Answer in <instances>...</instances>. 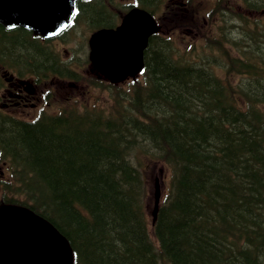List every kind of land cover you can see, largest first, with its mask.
<instances>
[{
	"label": "trees",
	"instance_id": "obj_1",
	"mask_svg": "<svg viewBox=\"0 0 264 264\" xmlns=\"http://www.w3.org/2000/svg\"><path fill=\"white\" fill-rule=\"evenodd\" d=\"M136 1L150 11L161 2ZM233 4L209 7L221 26L206 42L244 78L235 87L207 57L177 58L160 27L125 90L94 79L119 95L107 112L0 119V143L13 160V187L4 192L13 189V204L68 240L73 264H264V28ZM76 12L94 27L116 21L99 0H76ZM0 65L37 77L74 74L37 33L1 24ZM145 148L169 171L152 233L147 184L132 162Z\"/></svg>",
	"mask_w": 264,
	"mask_h": 264
},
{
	"label": "water",
	"instance_id": "obj_2",
	"mask_svg": "<svg viewBox=\"0 0 264 264\" xmlns=\"http://www.w3.org/2000/svg\"><path fill=\"white\" fill-rule=\"evenodd\" d=\"M73 0H0V23L23 26L49 37L59 32ZM154 18L132 8L115 29H100L90 37L91 67L111 84L134 79L142 70L143 51L158 31ZM159 193L156 186L152 223ZM0 264H72L67 239L48 221L16 205L0 206Z\"/></svg>",
	"mask_w": 264,
	"mask_h": 264
},
{
	"label": "rangeland",
	"instance_id": "obj_3",
	"mask_svg": "<svg viewBox=\"0 0 264 264\" xmlns=\"http://www.w3.org/2000/svg\"><path fill=\"white\" fill-rule=\"evenodd\" d=\"M176 1L179 0H161L154 11V16L163 29L162 33L169 36L173 42L176 57H184L197 63L205 56L207 57V62L214 66V73L220 79L224 82L229 81L233 87L239 85L244 78L235 75L236 73L234 72H228L225 67L224 56L220 54L219 50L202 40L203 35H206L209 39H217L219 37L217 35L219 33L218 27L219 25L221 26L219 17L211 14L212 8L209 9V7L215 5L216 0H180L184 2L185 7L182 11L178 10V13L173 8ZM129 2H132V0H110L109 5L111 10L115 9L119 12L117 8H121L122 5L125 3L128 4ZM262 3H264V0H262ZM188 4H190L189 10ZM242 12L249 15L250 20L258 22L261 25L258 27L264 28V15H258L255 12L248 14L243 9ZM90 26L94 27L95 24H90ZM91 31L83 25H80L76 27V35L71 38L65 47L55 44L56 48L60 50L65 48L68 52L67 55H61V58H70L71 53V56L76 57L81 63H65L74 73L72 78H61L57 80L55 78H48L47 80L41 81V84L43 83L46 86V91L44 92L46 98L41 100L40 105L38 104L39 106H28L27 108L19 109L17 112H14V117L32 120L41 114L54 115L63 110L65 112H81L83 110H102L107 112L109 110L114 99L119 95L112 93L108 87L104 89L95 85V75L91 72L89 64L85 62L88 51L86 39ZM53 42L58 43L57 41ZM228 47L223 48L227 50L229 55L237 56V52L229 49L231 47ZM56 52L60 56L59 52ZM127 86L126 83H123L122 88L125 90ZM37 106L38 108H36ZM145 151H147L146 148L140 152L136 151L132 157V162L142 172V176L147 184L148 195L145 200L147 224L152 233L151 210L154 205L156 186L160 200L168 188L169 171L161 162L151 159L149 153Z\"/></svg>",
	"mask_w": 264,
	"mask_h": 264
},
{
	"label": "flooded vegetation",
	"instance_id": "obj_4",
	"mask_svg": "<svg viewBox=\"0 0 264 264\" xmlns=\"http://www.w3.org/2000/svg\"><path fill=\"white\" fill-rule=\"evenodd\" d=\"M179 3L180 5L183 4V2ZM57 38L59 37L56 36L52 38V40H56ZM57 42L58 43H53L51 46L56 51L60 52L61 55H63V53L67 55L68 52L65 48L60 50L55 47V44L61 45L59 40ZM58 62L81 63L76 57L61 59L58 60ZM0 80V116H4V118L10 119L11 121H13L14 112H17L19 109L27 108L28 106L35 107L38 104L40 105L41 100L46 98V94L44 95L46 86L43 83L41 84V81H43L44 78L19 77L13 74V72L6 71L0 67ZM38 106L36 108H38ZM7 152L8 150L5 148V153ZM6 158L0 157V178L4 177L6 174L7 163L9 161L8 156Z\"/></svg>",
	"mask_w": 264,
	"mask_h": 264
}]
</instances>
